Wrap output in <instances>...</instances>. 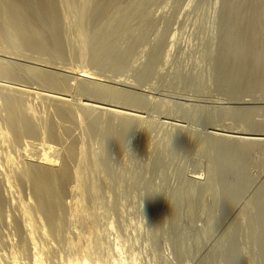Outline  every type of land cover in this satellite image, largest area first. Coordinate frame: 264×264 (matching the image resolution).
Instances as JSON below:
<instances>
[{
    "label": "rangeland",
    "instance_id": "obj_1",
    "mask_svg": "<svg viewBox=\"0 0 264 264\" xmlns=\"http://www.w3.org/2000/svg\"><path fill=\"white\" fill-rule=\"evenodd\" d=\"M242 1L69 0L87 32L88 47L80 57L70 41L75 28L66 30L62 64L86 65L102 74L110 89L142 97L132 94L140 107L126 105L140 109L135 112H142L146 123L133 121L144 127L134 122L126 131L118 117L121 127L112 118L94 127L69 124L72 137L83 136L86 149L99 152V167L93 170L88 162L85 180L96 179L100 195L97 201L85 197V202L96 212L108 208L110 216L97 215L111 217L114 231L106 232L111 218L98 220L106 223L103 229L97 225L104 239L118 231L127 260L133 254L137 264H264V75L259 70L246 81L249 73L239 66L245 65V56H234V65V59L225 65L221 58L226 25L234 23L235 12L247 9ZM225 18L232 22L226 24ZM127 19L131 23L126 25ZM132 36L144 39L136 45L142 39L132 42ZM229 76L243 78L244 88L232 89L236 86L229 84ZM111 100L106 101L110 107L119 104ZM33 102L40 114L54 116L46 100ZM248 141L252 144L244 149L240 144ZM4 148L17 157L21 146L11 141ZM53 241L63 247L64 241Z\"/></svg>",
    "mask_w": 264,
    "mask_h": 264
},
{
    "label": "bare ground",
    "instance_id": "obj_2",
    "mask_svg": "<svg viewBox=\"0 0 264 264\" xmlns=\"http://www.w3.org/2000/svg\"><path fill=\"white\" fill-rule=\"evenodd\" d=\"M246 4V11L239 14L235 12L234 19H231L234 23L231 24L232 21L225 18L226 24H230L226 25L227 45L221 58L225 65H229L230 59H234L232 64L237 61L234 56H245V65L239 62V66L241 72L244 70L249 73L246 81H250L254 80L250 78L259 70V75H264V0H246ZM231 6L233 5H230V9L228 7L229 11ZM133 10L134 8L127 12L128 19L133 16ZM72 11L69 0H0V147L3 148H0V264H128L126 262L129 259L137 264L133 254V260H127L128 257L124 254L126 249L124 247L123 251L121 237L119 238L116 229L117 236L110 237L107 233V241L102 236L101 224L106 227L104 222L111 217L106 219L102 216L106 219L104 221L97 215L99 210L94 211L91 209L93 204L89 207L85 202V197L91 196L97 201L100 195L99 182L91 179L87 183L85 180L89 176L85 174L88 162L93 170L99 167V152L90 153L83 136L77 137L78 139L72 137L74 134L70 135V131H73L70 130V123L78 122L81 126L87 122L94 127L107 123L111 118L113 122L118 117L119 123L127 131L133 126L134 118L144 120L140 115L142 112H135L140 109L134 111L126 104L131 103L135 107L138 103L140 107L139 99L142 97L131 92L129 95L124 90L122 91L126 93L110 89L108 84L104 85L102 82L103 75L86 65L62 64L66 50L65 39L69 40L66 30L75 28L76 34L70 41L78 47L80 57L84 56L88 47L87 32ZM231 13L233 18L234 13ZM236 16L240 18L238 23H235L238 20ZM128 19L125 21L126 25L129 23ZM239 23L242 25H233ZM142 33L144 36V32ZM133 38L134 36L130 41L136 42L139 39ZM140 39L142 40L139 41ZM140 39L136 45L142 43L144 38ZM132 42L130 43L134 44ZM13 57L31 64L10 59ZM93 60L97 61L94 56ZM44 66H52L63 72L52 67L47 70ZM232 78L230 83L227 82L236 86V89H232L236 91L241 85L240 89L244 88L243 78ZM229 87L228 90L232 91ZM132 94L139 96V99ZM36 99L46 100L54 116H49L50 112L48 115L43 112V115L40 114L33 102ZM111 99L113 102L119 101V104L110 107L106 101ZM152 99L149 100L153 102ZM137 100L138 102L133 103ZM151 103L149 107L155 105ZM135 124L138 127L140 123ZM124 129L121 132L123 135ZM135 129L138 131L136 126ZM123 137L119 138L122 140ZM11 141L18 142L21 146V149H16L20 151L17 157L10 149L4 148L6 142L10 144ZM217 142L219 145L226 143ZM248 142L240 145L250 147L252 141ZM232 145L234 146L233 143ZM239 148L243 149L241 146ZM88 191L92 194L89 195ZM103 209L105 208L101 210ZM101 210L98 212L100 215L110 216L108 208L103 213H100ZM99 219L104 222L99 223ZM110 220L107 229L105 228L106 232L114 228L115 222ZM121 222L118 220V223ZM128 223L130 221L126 224ZM127 236H130L129 233ZM54 239L64 241L63 247L54 243ZM133 252L136 254L135 250ZM131 262L129 264H133Z\"/></svg>",
    "mask_w": 264,
    "mask_h": 264
}]
</instances>
